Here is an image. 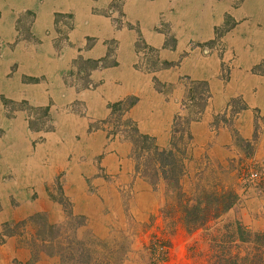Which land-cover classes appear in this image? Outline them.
<instances>
[{
    "label": "rangeland",
    "instance_id": "obj_1",
    "mask_svg": "<svg viewBox=\"0 0 264 264\" xmlns=\"http://www.w3.org/2000/svg\"><path fill=\"white\" fill-rule=\"evenodd\" d=\"M229 1L237 8L246 0ZM121 4L113 1L104 11L116 29L126 26ZM12 14L13 40L5 42L0 36V58L18 44L40 43L32 34L33 12ZM246 20L226 14L222 24L214 27L213 38L197 46L203 57H214L218 63L219 86L180 79L183 96L164 146L141 133L128 118L136 98L110 105L109 116L99 121L88 118L76 98L68 99L67 89L89 85L88 75L97 61L78 57L58 77L50 72L20 76L22 86L44 88L45 104H34L29 96L11 99L0 94V264H69L80 243L107 248L115 241L123 248L132 243L137 249L151 233L170 239L168 264H192L188 248L198 234L190 236L182 228L169 234L162 217V210L166 211L163 191L150 184L155 179L150 169L153 162L156 169L166 164V155L152 162L145 153L154 145L160 151H173L174 174L180 175L191 198L211 196L212 185L235 187L240 202L226 216L264 232V100H258L264 90V41L249 39L252 24ZM72 28L69 15H55L52 44L56 56L68 45ZM91 40H77L74 46L81 50L91 46ZM167 41L173 44L172 38ZM106 45L107 59L101 65L113 61L116 42L109 40ZM135 49L137 66L143 72L168 67L155 59L141 39ZM15 68L11 67L7 78L14 77ZM152 83L156 91L167 95L169 87L156 79ZM246 84L250 98L241 95ZM194 123L203 128L193 131ZM13 128L26 132L29 144L25 149L20 144L14 148L18 140L7 141ZM101 131L106 143L102 146L91 137ZM140 135L152 140L144 142ZM170 143L175 144L173 149ZM109 146L124 156L117 155V166L107 170Z\"/></svg>",
    "mask_w": 264,
    "mask_h": 264
},
{
    "label": "crops",
    "instance_id": "obj_2",
    "mask_svg": "<svg viewBox=\"0 0 264 264\" xmlns=\"http://www.w3.org/2000/svg\"><path fill=\"white\" fill-rule=\"evenodd\" d=\"M113 1L122 3L126 26L121 29L114 28L104 12ZM25 11L35 15L32 34L40 43L27 46L18 44L13 50L4 52L0 58V94L11 99L29 96L34 104H45L48 97L46 91L41 90L44 88L22 86L20 76L34 77L50 72L58 77L78 57L97 61L98 66L89 72V85L82 89H67L68 99L76 98L74 100L84 106L88 118L99 121L109 116L110 105L128 97L136 98V103L129 109L128 118L136 123L141 133L153 136L157 145L162 146L169 143L170 124L179 111L183 96L180 79L208 82L211 88L219 86L216 79L218 63L214 57H203L197 46L213 38L214 27L222 24L224 16L230 15L235 20L246 17L244 23L252 24L249 39L264 41L262 0H246L237 8H233L229 0H0V36L5 42L12 41L14 36L12 13L20 15ZM55 15H69L73 23L68 34L69 43L62 47L58 56L52 44L56 34ZM258 24L263 28L258 29ZM89 37L93 38L91 46L76 49L74 43L77 40L83 43ZM169 38L173 39L172 45H168ZM138 39L154 52L158 62L168 63V67L151 74L138 68L139 56L135 51ZM109 40L116 42L112 52L113 61L101 65L107 59L106 43ZM14 65L17 73L7 78V72ZM153 79L170 88L167 95L156 91ZM246 86L249 87L246 84L241 95L250 98ZM261 93L259 102L264 100V90ZM78 119L82 126L83 118ZM202 128L201 123L192 126L195 132ZM70 130L73 133V125ZM8 132L7 141L10 138L13 142L19 141L14 148L18 144L24 149L27 147L29 142L25 131L13 128ZM91 137L101 146L106 145L104 132H96ZM108 150L104 162L107 170L117 166V155L124 156L114 147L109 146Z\"/></svg>",
    "mask_w": 264,
    "mask_h": 264
},
{
    "label": "trees",
    "instance_id": "obj_3",
    "mask_svg": "<svg viewBox=\"0 0 264 264\" xmlns=\"http://www.w3.org/2000/svg\"><path fill=\"white\" fill-rule=\"evenodd\" d=\"M122 105V103L118 104ZM145 142L152 139L141 136ZM173 143H170L172 149ZM150 159L166 155L163 167H151L155 179L150 182L155 190L164 195L163 221L169 234H176L182 228L188 235L198 234L189 246L192 264H264V232H255L244 225L239 218L229 219L227 213L238 206L240 197L235 187L212 185L211 196L191 198L184 190L180 175L174 174L173 151H160L155 145L146 149ZM168 168L169 170H164ZM160 170V171H159ZM147 173V172H146ZM147 175V174H146ZM251 175V174H250ZM145 179H148L145 174ZM125 239L124 236L120 237ZM101 247L80 243L74 251L75 257L69 264H168L170 262L171 241L163 235L151 233L148 241L140 248H132V243L123 248L113 241ZM51 257V255H47Z\"/></svg>",
    "mask_w": 264,
    "mask_h": 264
}]
</instances>
